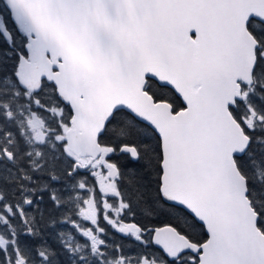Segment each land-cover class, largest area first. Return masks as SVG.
<instances>
[{"label": "snow or ice", "instance_id": "snow-or-ice-1", "mask_svg": "<svg viewBox=\"0 0 264 264\" xmlns=\"http://www.w3.org/2000/svg\"><path fill=\"white\" fill-rule=\"evenodd\" d=\"M0 264H264V0H0Z\"/></svg>", "mask_w": 264, "mask_h": 264}]
</instances>
